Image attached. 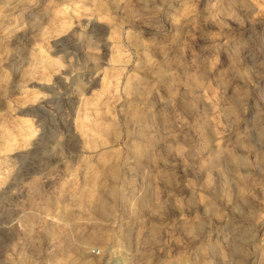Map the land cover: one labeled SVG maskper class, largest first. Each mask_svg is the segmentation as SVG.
Here are the masks:
<instances>
[{
  "label": "rangeland",
  "instance_id": "1",
  "mask_svg": "<svg viewBox=\"0 0 264 264\" xmlns=\"http://www.w3.org/2000/svg\"><path fill=\"white\" fill-rule=\"evenodd\" d=\"M0 264H264V0H0Z\"/></svg>",
  "mask_w": 264,
  "mask_h": 264
}]
</instances>
